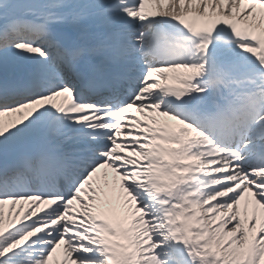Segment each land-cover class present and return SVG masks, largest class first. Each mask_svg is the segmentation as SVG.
<instances>
[{
	"label": "snow or ice",
	"instance_id": "6c2138e0",
	"mask_svg": "<svg viewBox=\"0 0 264 264\" xmlns=\"http://www.w3.org/2000/svg\"><path fill=\"white\" fill-rule=\"evenodd\" d=\"M0 264H264V0H0Z\"/></svg>",
	"mask_w": 264,
	"mask_h": 264
},
{
	"label": "rangeland",
	"instance_id": "374dc122",
	"mask_svg": "<svg viewBox=\"0 0 264 264\" xmlns=\"http://www.w3.org/2000/svg\"><path fill=\"white\" fill-rule=\"evenodd\" d=\"M8 206H5V213L7 214Z\"/></svg>",
	"mask_w": 264,
	"mask_h": 264
}]
</instances>
